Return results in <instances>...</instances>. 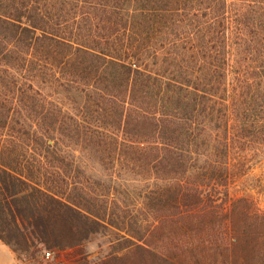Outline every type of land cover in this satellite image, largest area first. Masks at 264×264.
<instances>
[{"label": "trees", "instance_id": "trees-1", "mask_svg": "<svg viewBox=\"0 0 264 264\" xmlns=\"http://www.w3.org/2000/svg\"><path fill=\"white\" fill-rule=\"evenodd\" d=\"M255 143L264 0H0V239L15 252L28 223L58 251L122 231L97 264H264Z\"/></svg>", "mask_w": 264, "mask_h": 264}, {"label": "rangeland", "instance_id": "rangeland-1", "mask_svg": "<svg viewBox=\"0 0 264 264\" xmlns=\"http://www.w3.org/2000/svg\"><path fill=\"white\" fill-rule=\"evenodd\" d=\"M57 95H53L56 97ZM67 105H69L67 103ZM71 147L75 148V154L78 155V162L84 171H87L94 177L100 178L101 181L107 185V165L101 164L97 157L91 155L89 149H84L81 147V144H73L69 142ZM257 145L256 152L258 158L255 160L253 172L256 176V180L253 181L252 185L261 190V184L264 188V143H255ZM262 177V180H261ZM130 184L133 186L137 185V188H140L144 184L143 180L136 181L131 180ZM239 185V183H238ZM236 185V187L238 186ZM103 188V187H100ZM261 208H264V199L260 204ZM144 213L140 212V218H144ZM25 230L27 235L32 237L28 240L29 246L27 249H24V243H19L21 249L19 252H16L17 263L16 264H64V263H74V264H97L103 258L107 257L113 251L120 250L121 246L124 245V240L122 237V231L118 230H108L107 228H101V231L95 232L90 235V238L82 243V245L75 248L58 251L52 248H48L43 245L38 239L33 238L35 233L32 231V226L28 223H25ZM11 236V233L4 232ZM15 241L17 237L12 236ZM50 251V255L47 257L46 252Z\"/></svg>", "mask_w": 264, "mask_h": 264}, {"label": "crops", "instance_id": "crops-1", "mask_svg": "<svg viewBox=\"0 0 264 264\" xmlns=\"http://www.w3.org/2000/svg\"><path fill=\"white\" fill-rule=\"evenodd\" d=\"M16 252L0 239V264H16Z\"/></svg>", "mask_w": 264, "mask_h": 264}, {"label": "built area", "instance_id": "built-area-1", "mask_svg": "<svg viewBox=\"0 0 264 264\" xmlns=\"http://www.w3.org/2000/svg\"><path fill=\"white\" fill-rule=\"evenodd\" d=\"M46 255H47V257H48V256L50 255V251H47V252H46Z\"/></svg>", "mask_w": 264, "mask_h": 264}]
</instances>
